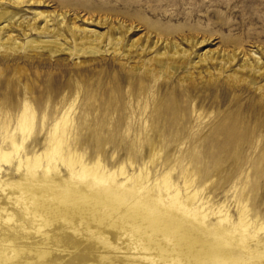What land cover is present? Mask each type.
<instances>
[{
  "label": "rangeland",
  "instance_id": "1",
  "mask_svg": "<svg viewBox=\"0 0 264 264\" xmlns=\"http://www.w3.org/2000/svg\"><path fill=\"white\" fill-rule=\"evenodd\" d=\"M41 1L45 4L39 10L60 13L68 11L70 18L74 15L82 18L87 12H92V15L85 17H107L116 27H120L122 23L138 26L140 29L135 32V38L152 35L164 40L168 46L177 43L184 48V39L196 38L199 41L207 40L202 47L203 51L210 50L216 54H228L235 49L250 56L253 53L261 56L264 52V0ZM64 3L69 7H63ZM27 8L23 10L26 11ZM92 28L100 33L111 32L109 24ZM24 56L26 57L20 58L17 55L14 61L8 62L5 53L0 49V114H5L11 103L19 102L25 95L30 98L41 117L45 110L51 112L58 103H73V108L78 110L79 116L86 120L83 137L75 146L77 160L83 161L89 167H94V164L100 161L106 171L116 172L118 184L126 181L125 176L120 173L122 168L131 178L123 200L119 199L115 191L105 195L104 200H116L121 209L124 206L142 208V203L137 201L133 192L136 188V177L143 170L145 177L146 172L150 174L144 190L148 204L147 215L152 221L162 225L170 236L191 237L209 245L219 246L231 254L233 260L229 264H264V236L260 243H251L248 249H244V234L238 227L237 208L232 204L235 188H240L242 183L247 181L253 190L254 203L259 204L264 196V89L259 88L264 81L255 88H250L245 83L238 86V82L230 79L229 73L226 72L221 76L213 72L214 80L211 82L206 72H202V80L198 71H195L194 79L186 81L183 85L181 79L185 76L184 72H178L171 77L162 76L154 63L132 57L123 59L114 55L98 57L94 62L84 58L61 56L59 61L63 65L62 68L69 70L66 75L61 73L59 67L53 65L55 59L51 62L43 54ZM128 74L143 76L144 82L148 84V92H145L142 99L129 100L126 84H123V92L109 91L113 80L125 78ZM50 81L61 84L73 81L76 87L72 92H55L59 91L58 87H55L53 99L50 101L48 94L51 91L47 87ZM158 84L163 86L164 90L150 92L151 88ZM26 88L30 92H26ZM167 90L170 91L166 92ZM177 90L179 92H173ZM179 107L184 110L181 116L185 115L186 121L180 122L184 134L177 135L173 134V124L179 120L175 114ZM161 108L168 109L169 114L162 122L166 134L158 131L162 124L156 123V114ZM194 109L198 110L197 116L193 113ZM122 119L124 124L132 120L148 123L147 132L155 137L153 143L157 148L163 149L162 155L154 163H150L146 142L140 147L130 138L123 137L125 127L117 123ZM219 120L235 128L231 141L223 142ZM250 130L255 131L256 136L251 138L252 142L248 148L239 154L236 147V143L241 141L239 135ZM35 136L26 143L19 157L12 151L15 164L1 162L0 225L11 227L9 233H0V246L6 251V259L14 256L10 253L11 248H45L48 245L41 239L40 233L43 229H51V238L54 239V233L57 231L52 225L41 229L29 224L19 212L18 223L9 224L7 215L12 210L18 211L9 204L12 195L25 193L37 197L38 202L47 205L52 202L49 199L52 190L60 193V188H65L90 195L97 187L91 177L74 178L73 172L79 173L81 167L72 172L67 154H63V158L59 157L57 153H52L54 151L49 143L44 139L35 141ZM7 148V144L0 143V151ZM35 155L41 156L43 164L38 170L37 185L32 178L27 177L26 167L17 169L19 160L25 161L26 156H29L34 161ZM53 155L55 159L50 163V178L57 183L59 189L47 186L48 179L42 173V169ZM186 167L188 171H184ZM169 173L183 193L187 184H193L192 189L202 191L201 194L208 201L205 220L201 217L196 220L193 215V209L198 205L192 206L191 210L172 207L164 185V178ZM57 201L60 207H70L66 201ZM101 208L94 214L106 216L110 223L133 218L132 213L127 215V212L119 215L107 214L104 202ZM260 208L264 211V201L255 212ZM227 210L231 219L222 222L224 218L221 217L220 211L226 213ZM127 226L123 240H128V251L134 254L138 252L134 250L136 234L130 231L129 225ZM130 241L132 243H129ZM91 263V259L78 258L70 261L68 255L64 254L58 255L55 262Z\"/></svg>",
  "mask_w": 264,
  "mask_h": 264
},
{
  "label": "bare ground",
  "instance_id": "2",
  "mask_svg": "<svg viewBox=\"0 0 264 264\" xmlns=\"http://www.w3.org/2000/svg\"><path fill=\"white\" fill-rule=\"evenodd\" d=\"M43 4L45 3L41 0H0V49L5 53L8 62L14 61L17 55L22 58L26 57L24 56L26 54H43L51 62L55 59L53 65L59 67L62 74L67 75L69 70L62 68L63 65L59 61L61 56L84 58L94 62L98 57L114 55L123 59L132 57L154 63L162 76L171 77L178 72H184L185 76L181 79L183 85L186 81L194 79L195 71H198L202 80H204L202 72H206L211 82L214 80L215 72L219 76L226 72L229 73L230 79L238 82V86L245 83L250 88H255L264 81V52L261 56H256L255 53L250 56L244 51L235 49L228 54H216L210 50L203 51L202 47L207 40L199 41L196 38L184 39V48L177 43L168 46L164 40L152 35L135 38V32L140 29L138 26L122 23L120 27H116L107 17L97 19L85 17L92 15V12H87L82 18L75 15L70 18L68 11L60 13L39 10ZM62 5L65 8L69 7L65 3ZM26 7L28 8L24 11L23 8ZM80 20H83L81 23L84 26L81 23L78 24ZM107 24L110 25V33H100L92 28ZM133 69L136 70L135 67ZM123 84L127 85L126 92L131 101L142 99L145 92H148V84L144 82V77L132 74L113 80L109 91L123 92ZM75 85L73 81L62 84L50 81L47 86L51 91L48 98L50 101L51 98L53 99L55 87L59 90L55 92H72ZM79 87L80 82L77 83V88ZM259 88L264 89V83ZM26 90L30 92L28 88ZM158 90H164L163 86L158 84L152 87L150 92H159ZM73 105L65 101L58 103L51 112L45 110L41 117L30 98L25 95L19 102L11 103L5 114H0V143L8 146L5 151H0V171L2 170L1 162L15 164L12 151L19 157L26 143L34 139L36 135L35 141L44 139L50 144V148L54 151L52 153H57L62 158L63 154L68 155L69 165L73 168L72 172L75 168L81 167L79 173L73 172L74 178L91 177L97 183L96 189L90 195L65 188H60V193L52 190L49 193V199L52 202L47 205L38 202L37 197L25 193L12 195L9 198V204L16 207L18 211L12 210L7 215L9 224L18 223L17 213L19 212L29 224L41 229L52 225L57 231L56 234L54 233V239L51 238V229H43L40 233L41 239L48 245L45 248L36 246L11 248L10 253L14 255L11 259L5 258L6 251L0 246V264H55L60 254L68 255L70 261L78 258L91 259L93 260L91 264H229L233 260L231 254L219 246L209 245L191 237H172L162 225L151 220L146 212L148 204L144 197L145 184L150 176L148 172L145 177L144 171H140L136 177L137 183L133 192L137 201L142 203V208L124 206L121 209L116 200H104L105 195L114 191L117 192L119 199L123 200L127 183L131 178L122 168L120 173L125 176L126 181L118 184L116 172L106 171L100 161H97L94 167H89L83 161L77 160L75 146L83 137L86 120L79 116L78 110L74 109ZM183 112L184 110L179 107L175 113L179 120L173 124V134H184L180 126V122L186 121V116H181ZM193 113L197 116L198 110L194 109ZM156 115V123L162 124L158 131L166 134L162 122L169 115L168 109L161 108ZM123 120L117 121L125 127L123 137L130 138L136 146L140 147L146 142L149 147L150 163H154L162 155L163 149L157 148L153 143L155 137L148 134V123L132 120L124 124ZM218 122L223 142L231 141L235 128L223 123V120ZM255 134V131L250 130L239 135L241 141L236 143L239 154L248 148ZM54 159V155L51 156L46 167L42 169V173L48 179L47 186L59 189L57 183L50 178V163ZM42 165L40 155H35L34 161L26 156L25 161L19 160L17 169L26 167L27 177L32 178L37 185L38 170ZM184 171H188V168L186 167ZM247 182L242 183L240 188H235L232 200V204L237 208L238 227L244 234L242 241L244 249H248L251 243H260L264 236V211L260 208L255 212V209L263 203L264 196L259 204L254 203L253 190ZM164 185L174 209L191 210L192 206L198 205L193 209V215L196 220L200 217L205 220L208 201L201 194V190L192 189L193 184H187L183 193L173 182L171 173L165 176ZM57 200L66 201L70 207L58 206ZM103 202L107 214L119 215L127 212V215L132 213L133 218L125 219L123 222L118 220L113 223L108 222L106 216L94 214L102 209ZM220 214L224 218L222 222L230 221L228 210L226 213L220 211ZM77 221L79 222L76 223ZM127 225L131 227L130 231L136 234L134 250L138 252L134 254L128 251L127 239L123 240L125 229H128ZM10 231L9 225H0V233L6 234Z\"/></svg>",
  "mask_w": 264,
  "mask_h": 264
}]
</instances>
